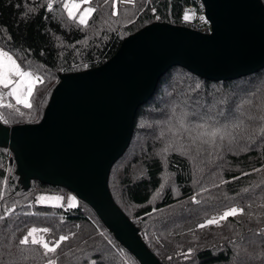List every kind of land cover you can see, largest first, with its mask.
Listing matches in <instances>:
<instances>
[{
    "label": "trees",
    "instance_id": "obj_1",
    "mask_svg": "<svg viewBox=\"0 0 264 264\" xmlns=\"http://www.w3.org/2000/svg\"><path fill=\"white\" fill-rule=\"evenodd\" d=\"M66 2L0 0V48L24 70L43 77L35 87L31 109L0 108L4 126L38 123L61 75L103 65L125 38L145 26L157 22L187 27L190 20L185 21L183 14L198 0H135L134 6L91 0L95 11L85 25L68 16ZM173 69L135 114L130 144L110 171L111 196L161 264H264V69L237 80L212 82L178 68L183 79L175 84ZM167 82L171 88L177 83L183 87L160 95ZM209 103L228 113L220 119L219 112L207 113ZM194 105L201 106L200 116L216 117L209 125L227 129L230 135L224 143H202L207 138L199 136V129L187 130L186 124L207 122L188 116ZM166 117L180 122L161 135L162 126L171 124L159 119ZM142 121L161 125L153 124L138 143L134 132ZM12 157L0 146V264H47L49 259L56 264H139L85 203L36 204L40 191L63 188L35 179L24 188ZM165 174L171 176L177 197L170 187L162 191ZM157 193L160 199L153 203ZM231 208L243 209V214L220 220ZM213 218L217 224L198 227ZM32 228H48L36 236L50 244L61 235L69 239L46 256L31 238L27 245L19 243Z\"/></svg>",
    "mask_w": 264,
    "mask_h": 264
},
{
    "label": "water",
    "instance_id": "obj_2",
    "mask_svg": "<svg viewBox=\"0 0 264 264\" xmlns=\"http://www.w3.org/2000/svg\"><path fill=\"white\" fill-rule=\"evenodd\" d=\"M209 34L152 23L125 38L103 65L64 74L41 120L4 126L20 182L61 187L91 208L139 264H161L111 196L108 179L127 150L134 117L173 68L212 82L237 80L264 69L262 0H200Z\"/></svg>",
    "mask_w": 264,
    "mask_h": 264
},
{
    "label": "snow or ice",
    "instance_id": "obj_3",
    "mask_svg": "<svg viewBox=\"0 0 264 264\" xmlns=\"http://www.w3.org/2000/svg\"><path fill=\"white\" fill-rule=\"evenodd\" d=\"M107 2V0H105ZM119 3L132 4L134 6L135 0H112L113 6ZM91 0H68L64 4L65 10L68 12V16L70 18H75L73 9H79L82 4H90ZM48 9L51 11L52 4H48ZM95 11L94 8L89 7L86 8L84 13H82L79 17V23L85 25L87 23V17H89ZM116 14L115 12L113 13ZM192 18L188 12L184 14V20L189 21ZM200 20L204 23H207L203 16L200 17ZM43 82V77L35 74L32 71H26L22 68V66L17 62V60L10 54L8 51L0 48V88L8 89L6 93L0 92V107L12 109L14 106L11 103H4L5 96L11 97L17 106H22L25 109H31L33 107L32 97L34 96V90L38 83ZM15 111L19 113L21 116L24 115L23 112L20 111L19 107L15 108ZM4 119L3 116H0V120ZM7 122L6 120L4 121ZM183 126V124H181ZM196 128L201 130L199 131L200 137H206L207 139L202 140V143L209 144L211 146L216 145L217 139L223 141L226 136H229L226 128L221 127H213L209 125L207 122L200 123L196 125ZM247 175V173H245ZM0 198H2V194H0ZM46 199L45 197H39L38 200L43 201ZM48 199L59 201L61 197H51ZM193 202L196 201V198L193 197ZM75 197L69 198V207L74 205ZM237 214H243V209L231 208L229 211L225 212L219 219L224 220L229 216H235ZM3 219V217H0ZM218 221L216 218L208 220L205 224H200L199 228H205L208 225L217 224ZM49 232L48 228H32L23 239L19 241L21 245H27L29 243V238H31V244L40 245L44 249V253L47 256L48 254L56 253L57 249L61 246L63 242H66L69 237L66 235L59 236L58 240L52 242L51 244L44 239L43 236L37 238L36 233H47ZM191 252L184 253L185 256H189ZM47 264H56L54 259H49Z\"/></svg>",
    "mask_w": 264,
    "mask_h": 264
},
{
    "label": "rangeland",
    "instance_id": "obj_4",
    "mask_svg": "<svg viewBox=\"0 0 264 264\" xmlns=\"http://www.w3.org/2000/svg\"><path fill=\"white\" fill-rule=\"evenodd\" d=\"M189 13V12H188ZM185 14V13H184ZM184 14H183V17H184ZM190 14V13H189ZM191 15V14H190ZM192 19V18H191ZM190 19V20H191ZM188 27V26H187ZM183 73H182V70H180V69H173V71H172V73H171V81H172V83H176L177 82V80L178 79H183V76H181ZM167 85H164V87H162V90H161V92H160V95H163V94H166V95H169L171 92H176L180 87H183V84H178L177 83V85H176V87H174V88H171L170 87V84H169V82H167L166 83ZM8 91V89H3V88H0V92H4V93H6ZM184 101H186V102H188V103H191V104H196L197 103V101L196 100H192V101H190V100H188V99H186V100H184ZM200 101V100H199ZM4 103L5 104H7V103H11V104H13V106L15 107V106H17L16 104H15V101L11 98V97H7V96H5V99H4ZM20 107H22V106H20ZM201 107V106H200ZM200 107H196L195 105L193 106V108H192V110H193V112L191 113V114H188V116L189 117H196L195 118V120H196V122H200L203 118L205 119V121H207V123H208V121L209 120H214L216 117H214L213 115H208L207 117H202V116H200V114H201V108ZM0 108H2V107H0ZM23 108V107H22ZM222 109V110H221ZM221 109H219V107L217 106V103L215 104V105H211V103H209L208 104V107L206 108V110H207V113H212L213 111L215 112V113H218L219 112V119L220 118H223V116H225L227 113H228V111H227V109L225 108V107H221ZM184 118H187V117H185V116H183ZM161 121H172V119H173V117H172V119L171 118H159ZM218 119V120H219ZM186 121V120H185ZM0 122H1V120H0ZM179 122L180 121H177V122H171V124H169L170 126L169 127H167L166 126V128H164L163 129V127H165V124L162 126V131H161V129H160V131H161V135H163L165 132H167V131H170L171 130V127H173V126H175V123L178 125L179 124ZM153 124H155L156 125V127H159L160 125H161V123H160V121H158V122H152V124L151 123H148V122H144V121H142V122H140L138 125H137V128H136V130H135V132H134V134H135V140L137 139L138 140V143H140L141 141H142V135H143V132H145L146 133V131H148V130H151L154 126H153ZM209 124V123H208ZM198 125V124H197ZM186 128H187V130L188 131H192V130H196V133L198 132V129L196 128V125H191V124H186ZM157 129V128H156ZM155 129V130H156ZM154 130V131H155ZM158 130H159V128H158ZM153 130H152V133L154 132ZM199 131H201V130H199ZM152 133H150V134H148V135H151ZM156 133L154 132L153 133V135H155ZM225 138H227V136L225 137ZM135 140H134V142H135ZM216 142H220V140L219 139H217V141ZM225 142V140H223V141H221V143L220 144H222V143H224ZM14 157V156H13ZM13 157L11 158V160L12 161H14L15 162V160L13 159ZM126 160H125V162H122V163H119L118 164V166H117V170H121V168L122 167H124L125 165H126ZM163 188H162V191H164L165 190V188H167V187H170L172 190H173V192H174V195H175V197H177L178 196V192H176L175 191V187H174V184H173V180H172V178H171V176L170 175H168V174H165V176H164V179H163ZM161 191V192H162ZM26 197V196H25ZM39 197H45L46 199H44L43 201H40V200H38V198ZM51 197H61L62 199L61 200H59V201H56V200H52V199H48V198H51ZM71 197H75V202H76V204H78L79 202H80V200H78L77 199V197L73 194V193H71V192H69V191H67V190H65V189H60V190H58V191H49V192H47V191H40V193L35 197V203L36 204H41V205H49V206H61V205H64V206H69V198H71ZM160 199V196H159V193H157L155 196H154V198H153V203L154 202H156L157 200H159ZM122 205L125 207V204H123V202H122ZM130 210V213L129 214H132V210L131 209H129ZM131 216V215H130ZM131 218H133V217H131ZM138 221H136V223H137Z\"/></svg>",
    "mask_w": 264,
    "mask_h": 264
},
{
    "label": "built area",
    "instance_id": "obj_5",
    "mask_svg": "<svg viewBox=\"0 0 264 264\" xmlns=\"http://www.w3.org/2000/svg\"><path fill=\"white\" fill-rule=\"evenodd\" d=\"M187 12L192 15V19L188 22V27L193 29L194 31L201 32L203 34H209L211 31V26L209 21L204 16L203 5L200 0H198L197 5H189L187 7ZM203 16L207 23H204L200 20V17Z\"/></svg>",
    "mask_w": 264,
    "mask_h": 264
},
{
    "label": "crops",
    "instance_id": "obj_6",
    "mask_svg": "<svg viewBox=\"0 0 264 264\" xmlns=\"http://www.w3.org/2000/svg\"><path fill=\"white\" fill-rule=\"evenodd\" d=\"M67 2H68V0H67ZM89 7H91L90 6V4H82L81 5V7L79 8V9H73V13H74V17L76 18V20L79 22V17H80V15L82 14V13H84V11H85V9L86 8H89ZM91 16V15H90ZM90 16L89 17H87V21H88V19L90 18ZM69 202V201H68ZM77 204H76V202L74 201V205L73 206H76Z\"/></svg>",
    "mask_w": 264,
    "mask_h": 264
}]
</instances>
